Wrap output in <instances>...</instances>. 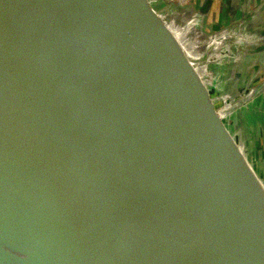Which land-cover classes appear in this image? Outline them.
<instances>
[{
    "label": "water",
    "instance_id": "1",
    "mask_svg": "<svg viewBox=\"0 0 264 264\" xmlns=\"http://www.w3.org/2000/svg\"><path fill=\"white\" fill-rule=\"evenodd\" d=\"M147 10L0 0V264H264L245 176L203 146L223 114L147 48Z\"/></svg>",
    "mask_w": 264,
    "mask_h": 264
},
{
    "label": "crops",
    "instance_id": "2",
    "mask_svg": "<svg viewBox=\"0 0 264 264\" xmlns=\"http://www.w3.org/2000/svg\"><path fill=\"white\" fill-rule=\"evenodd\" d=\"M169 1L145 0L147 48L194 71L203 102L199 111L223 114L201 132L211 165L217 166L221 155L224 172L245 176L238 197L249 203L248 218L255 220L258 213L264 218V0ZM209 65L215 68L212 75ZM253 242L248 238L247 247Z\"/></svg>",
    "mask_w": 264,
    "mask_h": 264
},
{
    "label": "rangeland",
    "instance_id": "3",
    "mask_svg": "<svg viewBox=\"0 0 264 264\" xmlns=\"http://www.w3.org/2000/svg\"><path fill=\"white\" fill-rule=\"evenodd\" d=\"M158 2H160V3H166V2H170L169 0H157ZM214 66H210L209 65V67L207 68V70H208V74L209 75H212V74H214ZM222 94H224L225 92H221ZM247 93V91L245 92V94ZM234 105V104H233ZM234 106H236V104L234 105ZM245 147H246V150H247V141H246V143H245Z\"/></svg>",
    "mask_w": 264,
    "mask_h": 264
}]
</instances>
